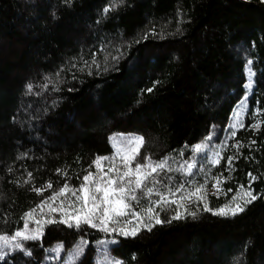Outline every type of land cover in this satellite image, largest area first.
I'll use <instances>...</instances> for the list:
<instances>
[{
  "label": "trees",
  "instance_id": "trees-1",
  "mask_svg": "<svg viewBox=\"0 0 264 264\" xmlns=\"http://www.w3.org/2000/svg\"><path fill=\"white\" fill-rule=\"evenodd\" d=\"M248 61L253 88L236 135L243 147L226 185L247 187L252 173L259 198L234 217L201 211L135 237L116 235L108 252L121 264H264V123L248 128L264 121V3L0 0V235L21 228V217L65 181L78 188L93 161L112 152V133L142 136L141 160L221 134L245 93ZM169 175L170 187L182 181ZM48 182L52 189L32 190ZM224 200L211 197L209 206ZM111 237L86 225L44 224L39 239L24 242L31 255L16 250L0 264H60L48 251L60 244L64 256L78 241L87 244L73 264H94V243Z\"/></svg>",
  "mask_w": 264,
  "mask_h": 264
},
{
  "label": "snow or ice",
  "instance_id": "snow-or-ice-1",
  "mask_svg": "<svg viewBox=\"0 0 264 264\" xmlns=\"http://www.w3.org/2000/svg\"><path fill=\"white\" fill-rule=\"evenodd\" d=\"M67 2V0H66ZM264 3V0H261ZM106 13L110 11L109 8H105ZM122 55V54H121ZM120 57L113 56V61L118 60ZM85 64L88 62L85 61ZM92 63L99 67L95 59V53L93 54ZM251 61L248 64L251 65ZM76 67L75 64L72 65ZM83 71V69H80ZM106 70V69H105ZM60 71H63L61 69ZM60 71L57 72V77L60 76ZM250 72V69H249ZM92 73L89 72V75ZM51 83V81H49ZM47 88V85L44 86ZM247 87L251 88V81ZM29 93L32 92L33 86L27 85ZM152 91V89H148ZM239 116V113H237ZM264 121H258L252 125L253 128H258ZM235 125L230 127L235 128ZM240 127H244L240 124ZM236 132L231 131V137H235ZM230 137V138H231ZM114 141L113 148L114 154L112 157H97L93 161V165L97 169V172L88 171L82 178V183L78 188L71 187L66 181L58 191H53L52 195L46 200L42 201L41 207L47 204L48 201H55L57 197H65V200H61L60 208L50 207L51 212L61 211L62 218L59 220L48 219L45 220V224L60 223L65 224L69 228L80 229L83 226L91 228H99L100 231L105 233H117L125 237H135L140 231H151L155 225L164 223H171L174 220H181L191 216L196 218L198 212H211L212 215L221 217H234L243 213L246 208L256 201L259 197L254 194L251 181L257 179L256 176L249 173L250 183L245 188L241 185L236 190V194L231 197L225 204L213 209L209 206L206 193L207 181L204 183L193 184L186 192L185 186L187 181H181L176 186H169L165 182L171 181L173 177L169 175L174 169L172 163L175 161L172 158L165 156L159 160H154L151 156H144L141 160V148L145 143L142 136L135 137H115L110 138ZM212 137L206 138L205 142L198 143L193 146V152L196 154H202L209 146V142ZM254 144L255 141H252ZM135 145V147H133ZM232 147L239 149L243 147L239 142L232 145ZM119 158L120 164L115 161ZM212 166H216L221 162L220 151H213L211 155L205 157ZM236 157H227L228 167L231 168L233 161ZM104 161H108L109 165L107 170L104 169ZM91 167V166H90ZM197 167V161L195 157L190 160H185L175 171L181 172L184 175H194V169ZM204 171L203 167L200 169ZM60 173V170H57ZM65 176L67 174L65 173ZM28 177H32V173H28ZM215 182L211 185L216 192L220 191V185L223 181L222 177L214 176L212 178ZM25 184L30 183V179L24 181ZM161 187L166 191H161ZM53 185L48 182L43 187H33V191L40 195L48 189H52ZM227 191L231 192L232 189ZM71 193L74 200L67 199V194ZM180 194L177 198V194ZM155 194L158 199L152 200V195ZM194 198V200H193ZM146 200L145 206L141 205V201ZM187 201L188 203H185ZM195 204V210H189L191 204ZM172 205H176L174 209V215L168 220L161 219V213L171 208ZM202 205V207H201ZM139 209V210H137ZM183 209V211H181ZM36 212V208H33L26 212L22 220H25L24 228L17 229L12 234L0 235V260H4L8 254L4 250L10 249L11 251H22L26 255H31V252L25 247L24 242L29 240H37L42 234L41 228L43 225L39 219L35 220L37 227L31 229L28 226L26 217H33ZM123 221V223H122ZM111 225H120L119 227H111ZM115 243L116 241H112ZM87 244V241H82L75 252V256L82 255L84 248L83 245ZM112 264H121L120 261H113Z\"/></svg>",
  "mask_w": 264,
  "mask_h": 264
},
{
  "label": "rangeland",
  "instance_id": "rangeland-1",
  "mask_svg": "<svg viewBox=\"0 0 264 264\" xmlns=\"http://www.w3.org/2000/svg\"><path fill=\"white\" fill-rule=\"evenodd\" d=\"M250 69V72H249ZM245 84H244V89H245V93L243 94L242 98L236 103V105L234 106L230 116H229V120L223 130V132L221 134H217L215 130L211 131L208 135H206L200 142L198 143H202L206 141V138L211 136L212 139L209 142V146L208 148L205 150L204 153L202 154H196L193 152V146H189V147H184L183 149L179 150V151H175L169 155H167L168 157L172 158V160H174L175 162L172 163V168L174 169V171H172L171 173H173V175H181L180 180L182 181H187V184L185 186V192L193 185V184H199V183H204L205 181H207V185H206V195L208 198V203L210 204V199L211 197L214 198H218V197H223L225 200L224 202L221 204H225L228 200L231 199V197L233 195L236 194V190L239 187H235V188H231L228 187L226 185V183L231 179V172H232V167L229 168L228 164H227V157L229 156H234L236 157L234 159V161L237 159L239 153H237V149L232 147V145L236 144L237 142H239L241 144V142L235 137H231V131H235L236 135H237V131L239 129L244 128L245 125V120H246V116H247V111H248V97L252 91L253 88V70L251 69V65H249L248 63L245 66ZM249 81H251V88L249 89L247 87V85L249 84ZM237 113H239V116H237ZM251 121V120H250ZM257 122L254 123H250L248 124V128H253L252 125L256 124ZM240 124H243L244 127H240ZM232 125H235V128H232L230 131V127ZM253 129H257V128H253ZM135 136H140L139 134L136 133H132V132H115L112 133L109 136V144L112 148V152L108 155H104V156H99V157H112L114 154V148H113V143L114 141L110 138H115V137H135ZM231 137V138H230ZM196 143V144H198ZM195 144V145H196ZM242 145V144H241ZM133 147H135V145H133ZM240 150V149H239ZM213 151H220L221 154V162L220 164L216 165V166H212L209 161L205 158L206 156L211 155V153ZM192 157H195L196 161H197V167L196 169H194V175L188 176V175H184L181 172L175 171V169H178L180 167L181 164H183L185 162V160H190ZM117 164H120V160L119 158L116 159L115 161ZM104 169L105 171L107 170V167L109 165L108 161H104ZM201 167H203L204 171H201ZM92 172H97V169L95 168V166H92V169L90 170ZM216 176V177H222L223 181L220 185V191L216 192L215 189L212 188V184L215 182L212 178ZM166 182L169 183V181ZM247 188V187H245ZM164 191H166V189L162 188ZM228 189H232L231 192L227 191ZM179 193L177 194V198L179 197ZM67 199H69L67 197ZM61 200H65V205H67V200L65 199V197H57V199L55 201H48L47 204H44L41 207H38L36 209V212L34 214L33 217H26L25 219L28 221V226L31 229H35L37 227V224L35 223L36 219H39L41 221V224L44 225V221L51 219V215L53 212L50 211V207H56L57 209L60 208V202ZM194 200V198H193ZM185 203H188L187 201H185ZM219 205V206H221ZM217 206V207H219ZM171 207H176V205H172ZM190 207H195L196 205L193 203L190 205ZM189 207V208H190ZM202 207V205H201ZM215 207V208H217ZM213 208V209H215ZM59 211V210H58ZM181 211H183V209H181ZM60 216L62 218V212L59 211ZM123 223V221H122ZM24 224H25V220H23V224L21 226V228L19 229H23L24 228ZM120 225H111V227H119ZM15 232V231H14ZM13 232V233H14ZM41 232H42V228H41ZM111 233V232H109ZM112 237L110 239H102L99 240L97 242L94 243V246L96 248V255H95V259H94V264H112L113 261H119L117 258H114L112 255L109 254L108 252V247L113 244L112 241H116L115 236L119 235L117 233H111ZM82 241H78L71 249H69L68 251H66L63 255L62 254V248L60 244H56L52 249H50L48 251V256H47V260H52V261H57L60 264H73V262L77 259V256H75V252L76 249L78 248V246L81 245ZM86 244L83 245V248L85 247ZM6 253H8L5 256L4 260H7L9 258V256L15 252V251H11L10 249H5L4 250Z\"/></svg>",
  "mask_w": 264,
  "mask_h": 264
}]
</instances>
